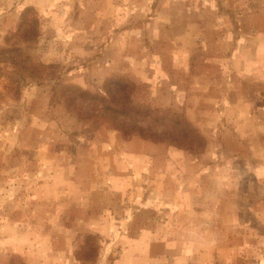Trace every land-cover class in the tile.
<instances>
[{
	"label": "rangeland",
	"instance_id": "rangeland-1",
	"mask_svg": "<svg viewBox=\"0 0 264 264\" xmlns=\"http://www.w3.org/2000/svg\"><path fill=\"white\" fill-rule=\"evenodd\" d=\"M118 241L264 264V0H0V264Z\"/></svg>",
	"mask_w": 264,
	"mask_h": 264
},
{
	"label": "crops",
	"instance_id": "crops-1",
	"mask_svg": "<svg viewBox=\"0 0 264 264\" xmlns=\"http://www.w3.org/2000/svg\"><path fill=\"white\" fill-rule=\"evenodd\" d=\"M120 242V244H124L123 245V248H121L122 252L119 254V256L117 257V259L115 261H113L111 264H143L142 263V260H140V257L139 256H136V253H133V244L131 245L128 244V243H124L126 241H118ZM58 259H61V258H58ZM56 261V264H63L62 261L60 260L59 263H57V260L54 259L53 261L52 260H48L46 264H55V263H51V262H55ZM108 263V261L106 262V264Z\"/></svg>",
	"mask_w": 264,
	"mask_h": 264
}]
</instances>
